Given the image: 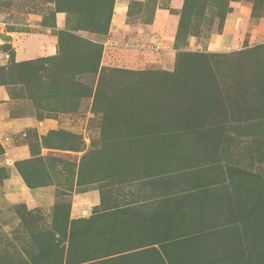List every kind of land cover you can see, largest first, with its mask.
I'll use <instances>...</instances> for the list:
<instances>
[{"label":"rangeland","instance_id":"374dc122","mask_svg":"<svg viewBox=\"0 0 264 264\" xmlns=\"http://www.w3.org/2000/svg\"><path fill=\"white\" fill-rule=\"evenodd\" d=\"M258 45L264 0H0V264H264Z\"/></svg>","mask_w":264,"mask_h":264},{"label":"trees","instance_id":"16d2710c","mask_svg":"<svg viewBox=\"0 0 264 264\" xmlns=\"http://www.w3.org/2000/svg\"><path fill=\"white\" fill-rule=\"evenodd\" d=\"M258 49L264 50L263 47L258 45V46H254L251 49V52L253 50H258ZM249 53H247V56L252 55ZM254 63L256 64V67H258L259 73H261L263 71V69H262V66L259 65L260 62L255 60ZM210 77H212V76H210ZM214 84L217 86V109L223 110V111H230V112L232 110H234V111L240 113L241 108L244 107L246 102H243L238 98L231 99L230 95L228 94L226 89H222L221 87H219L218 82H217V84H216V82H214ZM251 88H252V90H251L250 97L252 98L251 99L252 102L249 103V105H251L255 109V111L257 112L256 118L261 117L262 119H264V81H260V79L257 78L256 85L252 86ZM234 90H236V89H234ZM260 113H261V115H259Z\"/></svg>","mask_w":264,"mask_h":264}]
</instances>
